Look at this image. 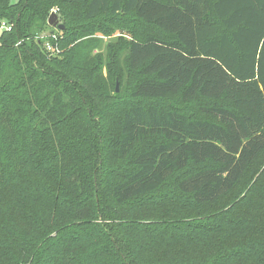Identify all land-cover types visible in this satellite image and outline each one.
Wrapping results in <instances>:
<instances>
[{
	"label": "trees",
	"instance_id": "trees-1",
	"mask_svg": "<svg viewBox=\"0 0 264 264\" xmlns=\"http://www.w3.org/2000/svg\"><path fill=\"white\" fill-rule=\"evenodd\" d=\"M2 22L0 264H264V0H0ZM133 22L102 57L91 36Z\"/></svg>",
	"mask_w": 264,
	"mask_h": 264
},
{
	"label": "rangeland",
	"instance_id": "rangeland-1",
	"mask_svg": "<svg viewBox=\"0 0 264 264\" xmlns=\"http://www.w3.org/2000/svg\"><path fill=\"white\" fill-rule=\"evenodd\" d=\"M11 2L17 3L18 0H11ZM71 11L76 16L80 13V11L78 9H72ZM51 13H52V11L49 12V15ZM49 15H48V17H49ZM2 31H3L2 28H0V33ZM135 32H139V31H138V29H136V22H133L132 26L130 25L128 28H113L111 30L109 29L108 35L96 33V34H93L91 37L100 39V43L102 44V47L100 49V54L102 55V57H105L106 46L108 43H111V44L116 43L117 45H119L120 43H125L131 39L132 33H135ZM91 37H86L84 39H88ZM120 72H121L120 76L113 79L112 82L109 80V84H108L109 90L112 87H115V90H116L115 94H117V97L113 98V101L115 102V104H117L119 109L124 108L126 105L129 104L128 90H129L130 85L134 82V78H135V76L132 73L126 72L122 69H120ZM103 73L105 76H107L105 69H103ZM111 94H112V91H109V96H112ZM206 104H208V102H205L202 99H197L195 102L190 103V104H182L178 99L170 100V101H156V102H154V105H156L160 108L178 109L190 117L191 116L192 117H199L198 116V108L200 106H203ZM87 180L89 181V188H87V189L90 191V190H92V188H90V180H91L90 177H88ZM93 180H94V192H97L96 179L93 178ZM171 186L172 185L166 184L164 189L170 188ZM9 203H10V201H8L6 196H4L0 199V205H2V206L6 205L4 208V211H3V215L6 214L7 205ZM3 215L0 213V221H1V218L3 217ZM6 221H8V220H6ZM6 221L3 222L2 224H0V230L1 231H3L4 229H8L10 231L12 230L11 228H9L10 224L7 223ZM14 258H16V257H14Z\"/></svg>",
	"mask_w": 264,
	"mask_h": 264
},
{
	"label": "water",
	"instance_id": "water-1",
	"mask_svg": "<svg viewBox=\"0 0 264 264\" xmlns=\"http://www.w3.org/2000/svg\"><path fill=\"white\" fill-rule=\"evenodd\" d=\"M47 24L52 27L55 28L59 31H62L64 29V26L62 24L59 23L58 20V16L56 13L52 12L49 17L47 18Z\"/></svg>",
	"mask_w": 264,
	"mask_h": 264
},
{
	"label": "built area",
	"instance_id": "built-area-1",
	"mask_svg": "<svg viewBox=\"0 0 264 264\" xmlns=\"http://www.w3.org/2000/svg\"><path fill=\"white\" fill-rule=\"evenodd\" d=\"M52 12L56 13L55 10H52ZM0 28H2L3 31L9 32L12 29V25L11 24L7 25L6 23L2 22L0 24ZM53 38H55V36H53ZM45 48L51 51V46L48 43H46Z\"/></svg>",
	"mask_w": 264,
	"mask_h": 264
}]
</instances>
